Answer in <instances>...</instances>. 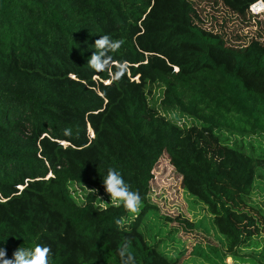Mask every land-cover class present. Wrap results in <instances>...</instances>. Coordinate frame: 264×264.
<instances>
[{"label":"trees","instance_id":"1","mask_svg":"<svg viewBox=\"0 0 264 264\" xmlns=\"http://www.w3.org/2000/svg\"><path fill=\"white\" fill-rule=\"evenodd\" d=\"M220 1L245 14L258 0ZM198 19L195 0H0V247L9 258L42 244L51 264H122L128 239L137 264H176L142 231L165 153L226 239L223 252L193 254L218 264L259 245L264 211L248 197L264 160V40L234 47ZM105 34L124 41L110 53L130 65L118 81L87 64ZM156 83L164 113L149 102ZM175 110L195 122L173 119ZM109 167L141 196L134 219L122 204H98ZM72 182L91 188L81 203Z\"/></svg>","mask_w":264,"mask_h":264},{"label":"rangeland","instance_id":"2","mask_svg":"<svg viewBox=\"0 0 264 264\" xmlns=\"http://www.w3.org/2000/svg\"><path fill=\"white\" fill-rule=\"evenodd\" d=\"M195 2L200 16L197 22L208 30L221 33L227 44L242 47L252 39L264 40L262 0H258L245 14L234 12L220 0H195ZM148 88L151 90L148 95L151 106L164 113L161 103L163 85L156 83L149 85ZM182 115L175 110L172 118L187 125L195 122L192 117H181ZM259 165L255 187L248 197V202L263 208L264 211V160H260ZM153 174L148 203L155 208L145 216L142 226L148 243L155 245L168 257L177 260L176 264H212L203 257L193 254L197 247H202L212 254L215 249L223 252L226 247V239L218 231L207 205L183 186V176L171 163L168 154H163ZM69 186L72 196L79 203L91 190L89 186L76 182L70 183ZM110 199V194L104 189L98 204H109ZM139 210L140 208L137 212L130 213V219H134ZM256 238L259 245L255 248H241L238 257L226 256L225 263L219 257L214 258L219 262L218 264H260L264 258L261 253L264 250V233Z\"/></svg>","mask_w":264,"mask_h":264},{"label":"clouds","instance_id":"3","mask_svg":"<svg viewBox=\"0 0 264 264\" xmlns=\"http://www.w3.org/2000/svg\"><path fill=\"white\" fill-rule=\"evenodd\" d=\"M262 2L264 5L263 0ZM123 43V40H113L106 34L96 39L94 43L96 51L87 62L89 68L97 73L107 70L112 80L118 81L121 79L128 72L130 65L126 60L115 62L110 53L117 52ZM63 134L65 136H71L72 131L71 129L65 128ZM103 185L105 191L110 194V201L114 206L120 207L122 204L129 213L138 211L141 204V196L138 192L131 190L118 170L109 167L106 177L103 178ZM115 223L120 228L125 226L124 218H118ZM117 251L122 264H137L130 240H123ZM51 254L52 250L50 246L36 244L33 247H18L9 258L7 249L0 247V264H51Z\"/></svg>","mask_w":264,"mask_h":264},{"label":"bare ground","instance_id":"4","mask_svg":"<svg viewBox=\"0 0 264 264\" xmlns=\"http://www.w3.org/2000/svg\"><path fill=\"white\" fill-rule=\"evenodd\" d=\"M262 3V5H263V2H261Z\"/></svg>","mask_w":264,"mask_h":264}]
</instances>
